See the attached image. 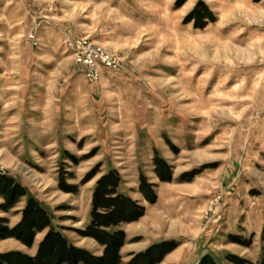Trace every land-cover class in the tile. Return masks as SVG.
<instances>
[{
    "label": "rangeland",
    "instance_id": "1",
    "mask_svg": "<svg viewBox=\"0 0 264 264\" xmlns=\"http://www.w3.org/2000/svg\"><path fill=\"white\" fill-rule=\"evenodd\" d=\"M199 1L0 0V173L27 190L0 212L11 225L35 197L72 243L101 254L81 230L97 180L117 169L119 190L145 206L121 225L124 264L165 240L177 247L157 264L264 262V0H203L214 20L196 27ZM92 50L115 67L92 76L77 59ZM46 232L32 246L0 239V251L35 253Z\"/></svg>",
    "mask_w": 264,
    "mask_h": 264
},
{
    "label": "trees",
    "instance_id": "2",
    "mask_svg": "<svg viewBox=\"0 0 264 264\" xmlns=\"http://www.w3.org/2000/svg\"><path fill=\"white\" fill-rule=\"evenodd\" d=\"M188 20L194 21L196 27H205L208 21L214 20V14L208 4L201 0L192 9ZM154 162L160 179L170 181L172 172L167 160L156 154ZM94 174L96 173H91L83 181L89 180ZM121 180L117 169H111L99 177L92 194L90 222L81 230L83 236L93 237L103 246L101 254L72 243L53 226L47 209L35 197H29L20 211V220L14 225L10 224L7 216L0 215V239L15 238L26 246H32L37 233L46 229L47 232L35 253L22 249L0 251V264H124L121 250L127 235L121 225L138 220L144 215L145 206L119 190ZM60 186L67 192L77 191L76 185L67 183L64 176L60 179ZM154 186L147 177L141 176L139 189L151 203L157 200ZM26 195L27 190L22 183L10 175L0 173V197L3 198L0 202V212H9ZM236 242L247 244L242 240ZM176 247L177 244L167 240L153 243L135 253L125 264H157ZM231 261L236 264H248V261L240 256L232 257ZM198 264L219 263L211 253H205Z\"/></svg>",
    "mask_w": 264,
    "mask_h": 264
},
{
    "label": "built area",
    "instance_id": "3",
    "mask_svg": "<svg viewBox=\"0 0 264 264\" xmlns=\"http://www.w3.org/2000/svg\"><path fill=\"white\" fill-rule=\"evenodd\" d=\"M77 59L79 62H82L86 64V66L90 67L93 73L92 76L95 77L100 74L99 71L101 65L110 69L114 68L116 65V61L111 55L103 52L100 53L94 50L88 53H84V51H82L80 54H78Z\"/></svg>",
    "mask_w": 264,
    "mask_h": 264
}]
</instances>
